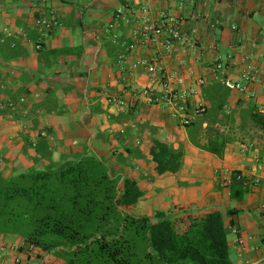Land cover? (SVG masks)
Masks as SVG:
<instances>
[{
    "label": "crops",
    "instance_id": "1",
    "mask_svg": "<svg viewBox=\"0 0 264 264\" xmlns=\"http://www.w3.org/2000/svg\"><path fill=\"white\" fill-rule=\"evenodd\" d=\"M119 9L124 13L118 20ZM163 14L177 21L190 42L131 49L138 23L144 18L159 22ZM52 17L59 24L41 35L36 20ZM112 24L118 25V41ZM20 30L27 37L17 34ZM144 61L157 62L173 76L175 88L206 80L189 103L191 113L205 110L194 116L191 128L181 124L172 107L136 98L153 85L145 66L134 67ZM218 63L235 78L252 65L261 82L253 83L247 95L231 92L213 75ZM156 85L161 91L159 78ZM113 95L128 99L131 107L110 105ZM9 101L19 110L6 107ZM263 103L264 0H0V160L9 167L7 176L49 164L33 150L24 153L29 131L36 142L42 132L55 162L63 155L96 153L113 175L139 182L145 196L135 208L141 210L138 215L222 212L228 237H234L229 241L233 264H264V127L250 116L252 106L261 111ZM153 137L184 149L178 173L155 174L148 156ZM209 142L224 144L223 155L196 144ZM120 155L128 165L117 161ZM225 170L249 180L251 192L243 202L232 200ZM0 264L66 262L0 235Z\"/></svg>",
    "mask_w": 264,
    "mask_h": 264
},
{
    "label": "trees",
    "instance_id": "2",
    "mask_svg": "<svg viewBox=\"0 0 264 264\" xmlns=\"http://www.w3.org/2000/svg\"><path fill=\"white\" fill-rule=\"evenodd\" d=\"M250 116L264 127L257 105ZM32 138L29 131L24 153L33 150L49 164L8 177L0 160L1 236L54 253L66 264H233L222 212L137 215L133 210L145 192L136 179L113 175L107 160L93 152L63 155L55 162L42 132L35 145ZM196 144L219 156L225 148ZM127 152L134 155L133 149ZM148 156L155 174L163 176L182 169L185 151L153 137ZM117 161L128 165L124 155ZM230 190L232 200L243 202L250 182L234 172Z\"/></svg>",
    "mask_w": 264,
    "mask_h": 264
},
{
    "label": "built area",
    "instance_id": "3",
    "mask_svg": "<svg viewBox=\"0 0 264 264\" xmlns=\"http://www.w3.org/2000/svg\"><path fill=\"white\" fill-rule=\"evenodd\" d=\"M123 13L124 9L118 10V20L122 17ZM143 13L145 14L146 10H143ZM58 24L59 23L56 17L41 18L36 20V27L41 35H45L47 32H50ZM117 27V24H112L110 26V29L113 32V39L115 41H118L120 37L117 32ZM5 33L8 36H13V33H11L9 29H5ZM17 34L27 37L26 33L22 30H20ZM190 39L191 38L188 35L180 31L177 26V21L169 22L168 17L163 14L159 22L153 23L149 19L144 18L141 20L140 24L138 23V27L135 31V43L130 48L135 49L137 45L142 47H158V45L163 43L167 49H170L175 43L184 45L189 43ZM36 49H42L41 42H38ZM124 59L125 54H122L121 61L123 62ZM138 65L146 67V70L152 77L153 85L142 89L140 93L137 94V99H139V97L143 98L145 103L149 106L163 105L172 107L174 110V116L180 120L184 127L193 123L195 115L205 111L204 108H200L196 110L195 113L189 112L190 100L198 94L200 87L206 85L205 79H198L196 84L189 88H175V79L173 76L167 74L164 69L158 66L157 62H139L135 64L134 67H137ZM226 72L227 69L222 63H218L213 69L215 79L231 92L247 95L250 93V87L253 83L259 81L261 82L259 70L252 65L242 69L236 78L226 76ZM158 78L161 81V91L158 90V86L156 85ZM178 81L179 83L183 82L182 79H179ZM20 101L22 103L25 102V98H22ZM108 103L121 109H128L132 104L128 99L114 95L108 97ZM5 106L14 111L19 110V107L13 101H9ZM261 112L264 114V103ZM26 114L27 112H24V115ZM122 133H124V131H122ZM32 142L34 145L36 144L35 139H32ZM232 174L233 173H230L228 170H225L223 173L224 185L229 188L232 185Z\"/></svg>",
    "mask_w": 264,
    "mask_h": 264
},
{
    "label": "rangeland",
    "instance_id": "4",
    "mask_svg": "<svg viewBox=\"0 0 264 264\" xmlns=\"http://www.w3.org/2000/svg\"><path fill=\"white\" fill-rule=\"evenodd\" d=\"M3 163H4V161H3ZM5 164V163H4ZM7 169H9V167H7ZM156 205H158V204H156ZM155 206V205H154ZM158 207H156V209H157ZM150 210H152V209H150ZM158 211V210H157ZM133 213H135V214H140L141 213V210H139V209H135V210H133ZM145 213V212H144ZM229 241H230V243L232 242V240L234 239V237H233V235H230L229 237ZM231 258L234 260V252H233V250L231 249Z\"/></svg>",
    "mask_w": 264,
    "mask_h": 264
}]
</instances>
